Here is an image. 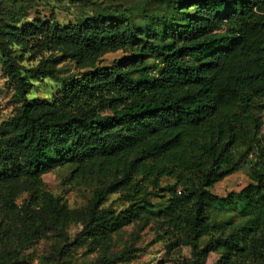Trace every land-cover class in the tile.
I'll return each instance as SVG.
<instances>
[{"label": "trees", "instance_id": "trees-1", "mask_svg": "<svg viewBox=\"0 0 264 264\" xmlns=\"http://www.w3.org/2000/svg\"><path fill=\"white\" fill-rule=\"evenodd\" d=\"M162 2L169 13L136 28L125 5L65 25L54 15L19 24L4 19L0 0V59L14 90L12 112L0 120V209L41 191L55 210L42 176L69 167L71 178L99 181L72 242L98 247L111 230L153 211L167 177L175 184L159 215L170 245L190 248L188 264H204L217 249V264H264V143L255 113L264 99V0ZM130 45L132 56L97 64ZM16 47L47 53L27 69L36 80H57L66 60L75 71L50 100L29 101L34 84L21 74ZM243 165L249 183L229 198L211 191ZM115 193L128 202L125 210L102 206ZM224 202L241 219L230 230L210 220ZM20 249L1 254L0 264H13Z\"/></svg>", "mask_w": 264, "mask_h": 264}, {"label": "rangeland", "instance_id": "rangeland-1", "mask_svg": "<svg viewBox=\"0 0 264 264\" xmlns=\"http://www.w3.org/2000/svg\"><path fill=\"white\" fill-rule=\"evenodd\" d=\"M1 4L5 20H11L13 16L20 19L19 24H23L32 20H46L54 15L63 25L91 16L96 10L125 5L136 28L154 26L156 17L169 13L170 9L162 0H1ZM133 50L134 45H130L108 52L100 57L97 64L110 65L132 56ZM46 55V52L34 55L15 48L14 56L21 65V74L34 84L26 95L29 101L50 100L62 90L64 83L70 80V74L75 71L73 62L66 60L57 64L60 76L57 80L48 77L36 80L27 69L35 66ZM146 65L154 68L155 62L149 59ZM13 95V83L3 73L0 59V120L11 114ZM260 106L263 107L256 108L255 113L262 120L264 143V99L258 103ZM247 168V165L241 166L236 172L216 182L211 191L220 197L229 198L250 182ZM70 171L69 167H59L42 176L43 191H47L56 202L55 210H52L41 191L23 193L11 208L0 209V255L11 253L21 246L13 264H91L98 258L121 253L125 254L124 260L114 264H188L190 248L170 245L165 220L159 215L167 203L169 190L175 184L173 179L164 177L160 180L161 191L151 199L154 203L151 213H139L134 221L111 230L102 244L94 247L87 243L75 245L72 242L87 218L92 191L99 181L71 178ZM108 205L119 212L125 210L128 202L115 193L108 195L102 203L103 207ZM27 214L31 216L28 222L25 219ZM210 220L227 222V230L241 222L235 207L225 202L210 212ZM205 241L206 237L200 240V244ZM219 258L220 250L210 251L204 264H217Z\"/></svg>", "mask_w": 264, "mask_h": 264}]
</instances>
